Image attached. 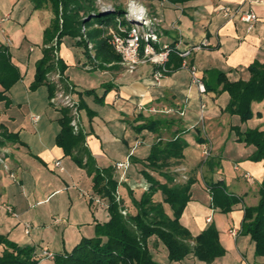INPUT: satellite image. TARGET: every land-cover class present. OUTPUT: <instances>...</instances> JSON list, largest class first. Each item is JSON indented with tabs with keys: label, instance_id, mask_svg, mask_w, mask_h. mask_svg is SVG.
I'll use <instances>...</instances> for the list:
<instances>
[{
	"label": "crops",
	"instance_id": "crops-1",
	"mask_svg": "<svg viewBox=\"0 0 264 264\" xmlns=\"http://www.w3.org/2000/svg\"><path fill=\"white\" fill-rule=\"evenodd\" d=\"M152 3L163 43L182 39L183 45L189 46L205 39L208 41L207 47L196 51L190 58L207 91H199L192 83L190 71L182 67L179 60L171 62L160 85L153 82L157 65L152 62L140 64L133 73L128 72L120 61L102 67L97 64L89 69L87 66L93 64V60L84 44L77 42L78 38H62L59 45V57L65 67L62 76L73 86L75 97L80 101V131L86 148L82 152L84 159L86 161L88 156L95 167L107 169L114 168L118 161L127 160L130 152H134L129 158L131 164L126 179L120 181L122 170L114 168L113 173L119 183L118 192L123 204L130 214H136L132 197L140 199L150 185L144 171L161 182L167 181L158 171L146 166L152 147L159 142L183 139L186 142L184 157L172 159L168 170L176 179V173L182 170L184 176L195 179L193 185L202 181L199 175L202 172L203 191L199 195L202 199L205 197L206 202L194 195L192 185L191 198L180 223L194 236L211 224L215 225L225 254L211 263L201 261L193 254L172 263L264 264V256L255 254V242L242 231L245 207L256 206L261 199L264 160H254L252 155L256 146L238 141L235 133V127L242 131L257 127L264 130V119L263 122L255 119L243 122L238 114L227 112L230 94L222 91L224 84L219 82L221 74L229 81L249 80L250 65L256 61L264 63V0H189L183 4L152 0ZM221 5L252 9L258 21L249 30L248 24L238 17L219 12ZM51 7V3H47L36 8L32 0H0V18L5 17L0 21V45L9 48L10 65L18 74L8 91L0 82V93L3 94L0 99V154L8 166L4 169L0 165V233L18 243L17 238L22 236L20 244L34 246L38 253L47 247L55 254H63L70 253L83 238L96 236V224L107 221L110 214L108 198L95 190L94 173L74 158L79 150L67 151L58 141L63 129L64 109L51 104L49 83L32 88L38 65L44 57L45 30L51 27L55 18ZM67 39L72 42L67 43ZM202 104L205 107L201 118ZM181 111L184 115L179 113ZM253 111L256 116L258 113L264 115V100L254 102ZM35 116H39L36 121ZM151 123L153 127L148 128ZM193 124L197 125L190 129ZM220 129L223 131L221 137L217 132ZM140 130L143 134H139ZM231 133H234L233 137ZM194 141L201 148V160L195 165L190 164L191 157L187 152ZM229 141L236 142V147L242 151V161L235 165L237 180L233 181V188L231 184H225L224 178L218 180L229 194L240 197L241 202L231 211L223 212L220 207L213 206L208 186L218 180L206 173L208 169L217 170L218 143L225 146ZM206 146L211 148V157L204 161L202 154ZM57 160L61 161L60 166L55 165ZM246 173L251 178L246 179ZM163 199L159 190L154 200L163 202ZM34 201L39 206L45 205L42 210L45 208L47 214H51L54 227L68 220L71 249L67 246L53 249L52 240L45 234H40L41 241L36 242L38 236L32 234V225L29 233L25 232V224L22 230L18 229L20 215L16 218L4 208L7 203L13 204L15 210L24 214L28 212L26 203ZM163 205L173 217L171 206L166 202ZM62 213H66V217L60 221L58 217ZM42 225L46 228V221ZM231 229H236L238 234H231ZM60 233L63 239L66 229ZM149 246L154 259L159 253L168 257L167 247L157 236L150 238ZM52 261L46 259L40 264Z\"/></svg>",
	"mask_w": 264,
	"mask_h": 264
},
{
	"label": "trees",
	"instance_id": "trees-1",
	"mask_svg": "<svg viewBox=\"0 0 264 264\" xmlns=\"http://www.w3.org/2000/svg\"><path fill=\"white\" fill-rule=\"evenodd\" d=\"M36 8L51 3L55 18L51 27L45 30L44 57L40 61L32 88L48 82L50 85V98L56 86L50 83L47 74L58 66L63 74L64 65L59 57L55 63L54 46L52 42L57 39V46L62 38L69 36L78 38L79 43L89 50L88 43L83 37L82 26L87 25L88 36L94 45L95 57L98 66L120 61L122 57L109 43V34L113 30L119 31V25L130 27L132 21L125 16L126 7L113 2L112 9L104 12L100 8L99 0H32ZM189 0H169L171 3H186ZM174 45L173 43H171ZM5 45H0V82L9 90L17 80V71L10 65V52ZM88 56L91 58L90 50ZM92 59V58H91ZM174 60L182 63V58L171 52L168 68ZM251 77L249 80L229 81L221 74L219 82L223 85L222 91L230 94L226 107L227 112L238 114L243 122L254 116L253 103L264 100V63L259 61L250 65ZM3 94L0 93V99ZM64 109V108H63ZM259 114V113H258ZM69 110L64 109L62 119L63 129L59 135V143L67 151L79 150L75 160L94 173L95 190L108 198L109 219L96 224V236L83 238L73 249L67 253L56 254L53 264H161L153 258L149 240L157 236L167 247L170 262H179L188 255L193 254L197 259L206 263L213 262L217 257L225 254V249L219 240V231L211 224L200 234L194 236L190 230L180 223V218L191 198V186L194 178L186 181H176L175 174L169 171L172 159L184 157L186 142L176 138L168 142L156 143L148 155L147 167L158 171L167 181L161 182L147 170L144 171L150 185L143 192L140 199L132 197L137 213L122 212L126 208L122 200H117L118 180L114 177L113 167L99 169L92 160L86 156L84 159V135L75 133L70 124ZM152 128L153 124L147 125ZM144 127H139L142 129ZM237 140L256 146L253 153L254 160H264V130L249 128L242 131L235 127ZM166 169V171H163ZM212 193V204L220 207L223 212H229L233 206L241 202L240 197L229 194L224 184L218 180L208 183ZM161 190L163 202L168 203L173 210V217L164 210L163 202H156L154 195ZM261 199L256 206L245 207L243 232L251 236L255 242V254L264 256V179L261 185ZM127 209V208H126ZM39 253L34 246L22 245L9 238L7 234L0 233V264H40Z\"/></svg>",
	"mask_w": 264,
	"mask_h": 264
},
{
	"label": "built area",
	"instance_id": "built-area-1",
	"mask_svg": "<svg viewBox=\"0 0 264 264\" xmlns=\"http://www.w3.org/2000/svg\"><path fill=\"white\" fill-rule=\"evenodd\" d=\"M218 11L229 17H238L248 24L249 30H252L253 26H255L256 22L258 21V16L254 10L252 11V9H242L240 7L232 8L228 5H221L218 7ZM125 16L132 21L131 26L126 27L120 24L119 31L113 30L109 34V43L111 44V46H113L116 52L121 55L122 64L126 67V70L128 72L133 73L140 64L152 62L157 65V69L153 74V82L155 85H160L162 79L169 72L167 63L169 62L170 54L171 52H176L182 58V67L187 68L188 71H190L192 83L197 85L201 93H206L207 88L205 82L201 79V77H199L196 65L190 62V58L196 51L208 46V41L206 39L199 44L189 46H184L182 39H179L178 41L173 43L174 45H172L171 43H163L162 45H159L160 35L157 31L159 19L157 17H151L143 4H140L137 0H128ZM4 19L5 17H2L0 18V21H3ZM82 33L84 39L88 43L90 52L93 53L94 45L89 39L88 27L85 24L82 26ZM52 45L55 48L54 55L55 60L57 61L60 55L59 48L57 46V39L53 41ZM91 58L93 60V64H89V66H87V68L89 69H92L93 67H95V65L99 64V62L97 63V59L94 54H92ZM62 75L63 74L56 66V71L53 72L52 75L48 76V81L55 84L56 86L55 92L50 98V102L58 108L69 110V115L71 117L70 124L73 128V131L75 133H78L81 132L80 130H82L81 120L79 117L80 101L75 97V89L73 88V86L67 83ZM204 107L205 104H202L201 112L203 111ZM140 108L142 109L143 106H140ZM179 113L181 115H184V111H181ZM38 119L39 116L34 117L35 121ZM133 153V151L130 152L129 158ZM210 155L211 148L207 146L204 147L202 154L203 160L206 161L210 157ZM129 158L125 161H118L114 164V168L116 170H122L120 176L121 182L126 179V172L131 164ZM0 165H2L4 169H8V166L4 161L3 154H0ZM55 165L60 166L61 161L57 160L55 162ZM245 178L249 179L251 178V175L249 173H246ZM116 198L118 201H120L121 197L119 195V192H117ZM4 208L12 216L16 218L19 217V214L14 209L13 204L7 203L4 205ZM122 211L124 215L127 214L126 208H123ZM210 219L211 218H208V220ZM25 229V232L29 233L30 224H25ZM230 232L235 236L238 234V231L236 229H231ZM55 257V252L51 251L47 247H43L39 253L40 261L46 259L54 260Z\"/></svg>",
	"mask_w": 264,
	"mask_h": 264
},
{
	"label": "rangeland",
	"instance_id": "rangeland-1",
	"mask_svg": "<svg viewBox=\"0 0 264 264\" xmlns=\"http://www.w3.org/2000/svg\"><path fill=\"white\" fill-rule=\"evenodd\" d=\"M116 1L118 3L123 4L124 7H126L127 2H128V0H116ZM137 1L140 4H143V6L146 8L148 14L151 17H156L153 14V8H152L153 3H152V0H137ZM99 5H100V8L103 9L104 12H107V11H109V9H112L113 2L111 0H99ZM106 9H108V10H106ZM158 32H160V31H158ZM70 38H72V37H70ZM162 41H163V39L161 38L159 45L163 44ZM71 42H72L71 39H67V43H71ZM90 54H91V56H92V54L95 55V52H93V53L90 52ZM55 63L57 64L56 60H55ZM97 63H98V60H97ZM52 70H53V72H55L56 71V67L54 69H52ZM51 71L47 74V78H48L49 75H52V74H50V73H52ZM203 114H204V112L202 113V117L204 116ZM219 117L221 119H223V117H221V115H219ZM205 118H206V121H207L208 120L207 119V112H205ZM252 119H255L257 121L263 122L264 115H262V113L257 114V116L254 114V116L252 118H250L249 120H252ZM196 125L197 124L190 125V129L195 128ZM143 130H145V129H143ZM143 130H140L139 134H143L142 133ZM217 132H218V136L220 134L222 135V133H223L222 129H220V131H217ZM231 134H232V137H233L234 133H231ZM221 135H220V137H221ZM230 141H231V139H230ZM230 141L225 146H224V144L218 143V148H217L218 151H217V155H216V158H215L216 165H217L216 166L217 170L212 172V171H210L208 169V173H206V174H207V176L208 175H210V176L213 175L215 177L214 178L215 181H217L220 177L224 178L223 180H224L225 184L228 185V183H229V184H231L230 185L231 188H233L234 187L233 181L237 180V171L235 170V165L238 164L239 161H242V157H241L242 156L241 155L242 151L240 150L241 148L236 147V144H235L236 142L235 143L234 142L231 143ZM200 149L201 148L198 146L197 142H195V141L189 145V147L187 149V152H189V155L191 157L190 164L195 165V163H197L198 160L199 161L201 160L200 153H199ZM244 151H245V149H244ZM4 161H5V159H4ZM5 163H6V161H5ZM199 175H200V177H201V179L203 181V177L201 176L202 172ZM176 176H177L176 181H186V180L189 179V177L184 176V174L182 173V170H179L176 173ZM202 181L197 183V184H195V185H193V188H192L193 192H194V195L199 196V199H202L200 197V195H199V192L203 191V186L201 184ZM80 187L83 188L82 185ZM202 200L206 202L205 197ZM43 207H45V205L44 206H39L34 201L31 204H27L26 203V208H27L28 212H26L24 214H23L22 211L16 209V212L20 215V223L18 224L19 226L17 225L18 229L22 230L23 229L22 227H24L23 225L28 223V224L32 225L31 226V230L33 231L32 234H34V236L35 235L38 236V238L35 239L36 242L41 241L40 234H45V235L49 236V238L52 240L51 247L53 249L56 250L58 248H62L63 246H67L68 249H71L72 248L71 246L73 244L71 245V243H72V235H70V233L68 235V233H67L68 231H70L68 220L66 222L62 223L61 225H59L58 227H54L52 225V223H51L53 217L51 216V214H47V212H48L47 209L44 208V210H42ZM43 214L46 215L45 216L46 219L44 218ZM54 217H55V215H54ZM65 217H66V213H62V214L59 215L58 220L63 221V219ZM43 221H46V226H47L46 228H44V225H42ZM39 224H41L42 226L40 227ZM65 229H66V233H65L66 236L62 239V237H60V235H61L60 232L65 230ZM68 236H70V237H68ZM17 240L19 241V243H20V241H23L22 236L18 237ZM62 241H65L66 243L63 244ZM155 256H156L155 260L158 261V262H162L163 264H176V263L170 262L168 257H166L165 254L159 253V254H155ZM50 264H53V263H50ZM184 264H189V263L185 262Z\"/></svg>",
	"mask_w": 264,
	"mask_h": 264
}]
</instances>
